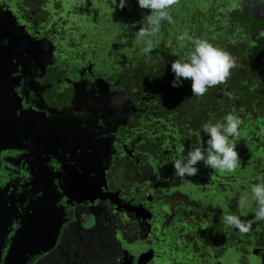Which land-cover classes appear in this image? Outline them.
Listing matches in <instances>:
<instances>
[{"label":"flooded vegetation","instance_id":"obj_1","mask_svg":"<svg viewBox=\"0 0 264 264\" xmlns=\"http://www.w3.org/2000/svg\"><path fill=\"white\" fill-rule=\"evenodd\" d=\"M118 3L0 0L17 89L51 112L32 164L0 154V264H264L254 202L239 213L252 222L247 234L222 223L264 180V160L246 147L264 154V0H179L149 56L134 34L150 11ZM114 17L129 30L124 40ZM185 31L236 60L227 82L202 97L190 80L172 86L171 62L191 47L177 40ZM229 113L243 120L241 166L220 173L199 162L196 176L178 177L171 162L200 132L207 141L204 123Z\"/></svg>","mask_w":264,"mask_h":264},{"label":"clouds","instance_id":"obj_2","mask_svg":"<svg viewBox=\"0 0 264 264\" xmlns=\"http://www.w3.org/2000/svg\"><path fill=\"white\" fill-rule=\"evenodd\" d=\"M127 3L128 0H119L117 7L122 10ZM178 3L179 0H138L140 9L150 11V14L143 16L144 24L134 34L135 42L143 44L141 51L145 56H149L153 51L152 38L160 33L162 23L164 21L169 24L173 22L170 10ZM177 40L182 46L184 42H188L191 47L185 56L171 62V70L175 76L172 81L173 87H180L184 80H190L192 95L202 97L209 88L227 82L232 69L236 67V60L229 52L214 46L207 39L190 35L187 31L180 34ZM169 46H171V41H169ZM174 55L179 56L176 52ZM224 121V123H212L211 121L204 123L201 131L208 136L207 141L203 140L200 132L194 136L195 140L186 154L171 162L178 177L183 179L196 176L199 171L197 167L199 162H203L206 167L220 173H233L241 166L235 138L240 135L243 120L229 113L224 117ZM252 202L256 205L255 220L264 221V180L249 186V192L238 198L237 210L223 214L222 223L241 235L247 234L252 222L241 219L239 213L244 212Z\"/></svg>","mask_w":264,"mask_h":264},{"label":"water","instance_id":"obj_3","mask_svg":"<svg viewBox=\"0 0 264 264\" xmlns=\"http://www.w3.org/2000/svg\"><path fill=\"white\" fill-rule=\"evenodd\" d=\"M11 48L8 43H0V154L17 151L24 163L32 164L34 144L39 143L43 149L47 146L48 119L51 112L41 97L37 99L38 101L30 100L17 89L11 64L14 60ZM27 62L30 64L31 60L24 59V68ZM28 67L30 68L31 65ZM31 76L33 77V73L27 72L26 77L31 78ZM36 133L40 134L36 135ZM23 170L27 177H31L33 172H36L31 170L30 165ZM1 183L0 175V186Z\"/></svg>","mask_w":264,"mask_h":264},{"label":"rangeland","instance_id":"obj_4","mask_svg":"<svg viewBox=\"0 0 264 264\" xmlns=\"http://www.w3.org/2000/svg\"><path fill=\"white\" fill-rule=\"evenodd\" d=\"M122 26H123V24H120V22L118 21V19H116L114 17V37H116V38L121 37V38H123L122 40H124V37H122V36H126V34H127V32L129 30H127V28H123ZM262 105H264V100L262 102ZM247 126H246V129L245 130H251V132L255 131L256 132V135L259 136V134L257 133V130L254 129V127H253V125L251 123H249ZM244 134H247V133H244ZM251 136H252V134H251ZM262 139L263 138H259V141H261ZM255 142L256 141L253 140L252 143L255 144ZM246 147L248 148V151L250 153L251 152L253 153L252 155H254V156H261L262 157V160H264V158H263L264 157V154L261 153L260 155H258L257 152H255V149L253 147H251V144H250V142L248 140H247ZM251 158H252V156L249 159H251Z\"/></svg>","mask_w":264,"mask_h":264},{"label":"trees","instance_id":"obj_5","mask_svg":"<svg viewBox=\"0 0 264 264\" xmlns=\"http://www.w3.org/2000/svg\"><path fill=\"white\" fill-rule=\"evenodd\" d=\"M255 139V138H254Z\"/></svg>","mask_w":264,"mask_h":264}]
</instances>
